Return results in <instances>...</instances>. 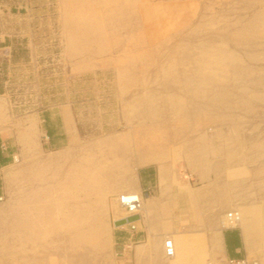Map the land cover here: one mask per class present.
Here are the masks:
<instances>
[{
	"label": "rangeland",
	"instance_id": "1",
	"mask_svg": "<svg viewBox=\"0 0 264 264\" xmlns=\"http://www.w3.org/2000/svg\"><path fill=\"white\" fill-rule=\"evenodd\" d=\"M0 139L4 264H116L125 190L144 217L155 200L151 224L193 225L177 263L231 264L237 211L247 264H264V0H0Z\"/></svg>",
	"mask_w": 264,
	"mask_h": 264
},
{
	"label": "crops",
	"instance_id": "2",
	"mask_svg": "<svg viewBox=\"0 0 264 264\" xmlns=\"http://www.w3.org/2000/svg\"><path fill=\"white\" fill-rule=\"evenodd\" d=\"M70 117L71 115L67 110L60 108L43 115L48 144L53 149L64 147L65 142L68 141L67 130L71 131ZM13 157L14 154L4 146L0 139V171L13 162ZM152 183L153 174L151 170L149 168L140 170L138 173L139 191L149 189ZM123 192L131 194L136 192V190H125ZM145 201L146 216H137L138 220L134 232H131L128 226L113 230L114 240L119 250V260L116 264H179L175 258L186 252V245L188 244L189 236L192 234L190 230L193 225L177 224V222L173 224H151L147 214L155 204V200L146 199ZM114 215L115 221L121 218V216H116L115 213ZM243 235L245 245L248 247L244 232ZM166 239L173 241L175 250L173 259L165 256L163 244ZM220 241L227 260L240 261L245 259L243 255V240L238 230L224 229L220 233ZM4 263L5 261L0 258V264Z\"/></svg>",
	"mask_w": 264,
	"mask_h": 264
},
{
	"label": "built area",
	"instance_id": "3",
	"mask_svg": "<svg viewBox=\"0 0 264 264\" xmlns=\"http://www.w3.org/2000/svg\"><path fill=\"white\" fill-rule=\"evenodd\" d=\"M117 204L119 208L124 212L126 218L139 216L142 208V195L134 194V193L121 194L117 198ZM240 221H241V217L239 212L231 211L226 213V215L224 216V220L222 221V227L224 229H234L238 227ZM136 222L137 221L127 223L122 227L128 226L129 230L131 232H134L136 230ZM163 245H164L165 256L168 258H172L175 252L173 241L171 239H166L164 240ZM230 263L247 264L246 259L240 261H230Z\"/></svg>",
	"mask_w": 264,
	"mask_h": 264
},
{
	"label": "water",
	"instance_id": "4",
	"mask_svg": "<svg viewBox=\"0 0 264 264\" xmlns=\"http://www.w3.org/2000/svg\"><path fill=\"white\" fill-rule=\"evenodd\" d=\"M137 220H138L137 216L129 217V218H126V219H123V220H119L117 222H114V226L115 227H120V226H123V225H125L127 223H130L132 221H137Z\"/></svg>",
	"mask_w": 264,
	"mask_h": 264
},
{
	"label": "bare ground",
	"instance_id": "5",
	"mask_svg": "<svg viewBox=\"0 0 264 264\" xmlns=\"http://www.w3.org/2000/svg\"><path fill=\"white\" fill-rule=\"evenodd\" d=\"M120 196V195H119ZM126 217H125V214H124V216H122L120 219L121 220H123V219H125ZM138 218V217H137ZM119 221V220H118ZM115 222H117V221H115ZM133 222V221H132Z\"/></svg>",
	"mask_w": 264,
	"mask_h": 264
}]
</instances>
